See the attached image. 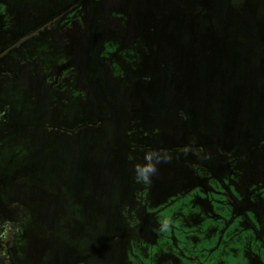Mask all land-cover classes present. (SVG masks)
Segmentation results:
<instances>
[{
  "label": "rangeland",
  "instance_id": "1",
  "mask_svg": "<svg viewBox=\"0 0 264 264\" xmlns=\"http://www.w3.org/2000/svg\"><path fill=\"white\" fill-rule=\"evenodd\" d=\"M54 1L0 0V264H131L128 257L143 254L148 259L141 258L140 264H157V257L167 259L163 264H256L247 259L246 252L255 255L259 242L256 232L263 231L264 144L251 146L250 133L223 135L214 143L220 122L208 115L214 88L226 92L221 83L227 82L229 68L209 67L203 72V79L215 85H207L206 94L205 83L197 81L192 64L185 61L190 53L176 58L180 45L174 50L175 57L163 53L168 58L157 57L155 65L142 58L134 70L120 74L121 81L110 77L114 106L126 123L132 120L131 113L137 116L140 111L169 115L164 122L146 119L141 123L156 122L154 131L165 148L161 151L178 158V162L158 164L152 184L145 185L136 181L130 167L136 164L133 155L127 150L113 151L114 147L120 149L113 116L102 119L101 133L88 130L68 136V124L59 118V111L69 96V56L57 63L55 53H50L48 60L36 53L29 66L31 37L16 45L19 35L36 27L39 16L47 18L53 12ZM169 1L129 0V9L143 26L155 28L154 18L147 24L149 13L166 9ZM210 1L218 11L222 0ZM232 2L237 9L214 16L218 39L220 28L227 25L225 18L241 7L250 9L264 28V0ZM107 3L118 14L127 13L121 0H103ZM128 24L133 25L129 18ZM257 30L261 32V36L255 32L258 48L248 47L253 52L245 54L247 65L264 59V31ZM132 31V27L126 30ZM239 32L238 38L227 44L229 50L238 49L237 43L244 41L235 43L242 38L243 31ZM67 33L73 43L70 54L80 52L84 44L80 22L72 24ZM134 37L131 44L136 48L144 43ZM203 43L206 48L208 43ZM149 67L163 71L166 83L156 81L128 90L126 81L132 77L133 84ZM239 87L238 96L245 93L243 85ZM145 89L148 94H144ZM86 98L88 104L93 99ZM176 101L180 107L173 106ZM147 102L149 108H145ZM88 104L83 103L82 110L98 105L94 99L92 106ZM237 105L238 101L231 110ZM240 110L241 106L236 113ZM245 112L242 126L253 125L264 132L263 101L253 109L246 104ZM183 113L188 115L185 120L171 117ZM228 121L231 130L241 128H237L239 123ZM171 122H176L177 129ZM204 143L210 146L205 148ZM205 186H211V203L209 198L204 200ZM196 198L197 203H193ZM214 201L222 204L217 206ZM164 221L168 228L161 231ZM261 240L264 244V233Z\"/></svg>",
  "mask_w": 264,
  "mask_h": 264
},
{
  "label": "flooded vegetation",
  "instance_id": "2",
  "mask_svg": "<svg viewBox=\"0 0 264 264\" xmlns=\"http://www.w3.org/2000/svg\"><path fill=\"white\" fill-rule=\"evenodd\" d=\"M121 1L127 8L126 14H118L108 3L104 5L103 0H62V2L55 0L54 4H52L54 7L53 12L47 18H43L42 15L39 16L36 27L27 34L19 35L18 37L20 39L16 45H19L30 37L31 42H33L28 48V53L32 55L28 58L29 66L30 60L36 58L33 56L36 53H39L40 58L44 59H47L48 56L50 57V53L53 56L55 53L58 56L57 63L65 61V58L69 56L71 61L68 63L70 67L67 69L68 74L66 75L69 83V88L67 89L69 96L67 102L59 111V118L68 124L66 129L68 136H78L88 130L101 133L103 131L102 119L107 117L111 120L113 116L117 120V124L115 125L117 134L115 133V135L120 138L118 145L121 149L114 147L113 151L118 153L124 150L129 151L133 155L134 163H145V155L151 152H155L161 159L170 158L169 162H178L176 155H169V153L161 151V149L165 148L163 147L164 144L159 141L157 132L154 131L157 127L156 122L153 124H141L146 119L164 122L166 116L169 115L162 114L160 111L158 113L140 111L142 113L137 116L136 113H131L132 120L126 123L114 106V95L112 94V81L110 77L117 76L119 81H121L119 78L120 74L124 70H134L136 66H139L140 59L143 58L149 64L155 65L154 61L157 57L160 59H163V57L165 59L168 58V56H163V53L175 57L174 50H177L182 45L181 53L176 58L185 57L187 53H190V57L188 56L185 61L192 64V72L194 75L196 74L197 81L205 83L203 87L206 94H208L207 89L209 88L207 85H210L212 88L215 85L209 82V80L205 81L203 79V72L209 67H212V70L229 68L227 82L221 83L222 86H225L227 93L221 91L220 87L214 88L210 97L211 111H208V115H214L220 122L219 136L215 137V142H213L216 143V140L221 139L220 137L223 135L237 137L238 133H250L251 138L249 139L253 142L251 146L257 143L264 144V132L256 129L253 125L247 128L241 124L246 117V104L253 109L259 101H263L264 103V59H258L247 65V56L245 55L253 52L247 47L248 41L252 44L250 46L252 49L254 47L258 48L257 43L259 38L255 36V32L259 33V36H261V32L257 29L260 28L264 31V28L261 27L253 16V12L250 9L247 10L246 7H241L237 12L239 15L236 12L229 14V17L225 18L227 25L220 28L222 35L218 39L215 34L216 22L214 16L221 11L230 10L232 7L236 8L233 2L231 4L233 0H222L218 11L214 9V3L210 0H170L166 9L149 13L147 24H150L151 18H154L157 20L153 24L155 28L150 27V25H147V27L143 26L138 20L137 15L130 11L129 0ZM128 18L133 21V25L128 24ZM77 20L82 25L83 38H80L84 44H82L83 48L80 52L75 51L70 54L73 43L67 31ZM233 23L237 25L231 28V24ZM128 27H132L134 31L131 33L126 32ZM239 31H243L241 32L243 35L235 43L244 41L241 45L237 43L238 46L236 45V48L238 49L229 50L227 44L229 45L233 39L238 38ZM249 33L252 34L250 35ZM126 34L131 36H126ZM132 37L134 39L141 38L144 43H141L136 48L135 45L131 44ZM204 37L208 39L204 40ZM57 40L60 42L58 45L55 44ZM203 42L208 43L206 48H204ZM35 50L36 52L32 53ZM198 55H201L200 59H198ZM215 55L223 58L217 59ZM53 56L51 57L53 58ZM214 62L216 63L214 64ZM41 65H44V61L41 62ZM195 66H197V70H195ZM32 68H35V71L39 72V68L34 66ZM160 72H162L161 77H159ZM156 81L166 83V76L159 68L149 67L148 72L136 77L133 84L132 77L126 82L130 84L128 90L136 91L151 84H156ZM241 85H243L242 89L245 93L238 96V89ZM146 89L144 94L147 93ZM87 96L93 97L94 103L97 102L98 105L94 106L97 109L94 107L86 109L84 107L85 110H82V104L84 103L85 106L88 104L86 100ZM93 99L89 100V106L93 105ZM236 101H238V105L231 110ZM148 103L145 104V108H149ZM73 106L75 114L70 115ZM173 106L180 107V101H176ZM239 106H241V112L236 113V109ZM79 108H81V111L77 112L76 110ZM174 116L185 120L184 116L188 115L185 113L171 115V117ZM228 119L239 123L237 128L240 126L241 128L239 130H231ZM174 123L176 122H171L177 129ZM152 130L153 132H151ZM207 131L208 129L206 128L205 132L207 133ZM204 144L205 148L210 146L209 144ZM253 151L254 148H251L250 152L252 153ZM134 165L131 164L130 167L133 166L134 168ZM258 187L256 186L255 188ZM204 188V200L207 201L209 198L211 203L213 201L211 186H205ZM229 199L232 200L230 195ZM195 202L197 203V198L193 203ZM214 204L220 206L222 203L221 201L217 203L214 201ZM238 212H242L241 209ZM262 227L263 231L259 230L256 232L259 242L255 245V255L253 256L246 252L247 259L256 264H264V244L261 240L262 233H264V223ZM246 243L250 244L249 240ZM143 255L138 257H128L127 255V257L131 264H140L139 260L141 258L148 259L147 255ZM160 259V257H157V264H163L164 261L167 262L165 258L164 261Z\"/></svg>",
  "mask_w": 264,
  "mask_h": 264
},
{
  "label": "clouds",
  "instance_id": "3",
  "mask_svg": "<svg viewBox=\"0 0 264 264\" xmlns=\"http://www.w3.org/2000/svg\"><path fill=\"white\" fill-rule=\"evenodd\" d=\"M170 158L161 159L155 152L147 153L144 157L145 163L141 164L137 162L134 165V175L137 181L142 182L145 185L152 184V177L157 174V165L160 163L169 162ZM168 228V222H162L160 226L161 231H165Z\"/></svg>",
  "mask_w": 264,
  "mask_h": 264
},
{
  "label": "water",
  "instance_id": "4",
  "mask_svg": "<svg viewBox=\"0 0 264 264\" xmlns=\"http://www.w3.org/2000/svg\"><path fill=\"white\" fill-rule=\"evenodd\" d=\"M250 46H252V44L248 41L247 42V47H250Z\"/></svg>",
  "mask_w": 264,
  "mask_h": 264
}]
</instances>
